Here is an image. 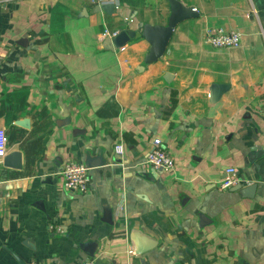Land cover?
<instances>
[{
    "label": "crops",
    "instance_id": "obj_1",
    "mask_svg": "<svg viewBox=\"0 0 264 264\" xmlns=\"http://www.w3.org/2000/svg\"><path fill=\"white\" fill-rule=\"evenodd\" d=\"M182 1L199 16L145 64L139 27L167 24L168 0H0V264H264V0ZM212 26L241 45L212 46ZM105 28L136 36L109 49ZM155 138L173 170L147 163ZM72 161L89 191L64 189ZM229 168L253 196L220 188Z\"/></svg>",
    "mask_w": 264,
    "mask_h": 264
},
{
    "label": "built area",
    "instance_id": "obj_2",
    "mask_svg": "<svg viewBox=\"0 0 264 264\" xmlns=\"http://www.w3.org/2000/svg\"><path fill=\"white\" fill-rule=\"evenodd\" d=\"M95 3L103 5L105 3H114V0H94ZM116 6V5H115ZM119 33L118 30H111L105 28L101 33V40H105L107 37L113 38ZM242 35L237 30H229L221 26H212L207 31V42L218 49L224 48H236L241 45ZM8 148V135L7 131L0 127V157H3L7 153ZM115 152L117 154H123L124 145L123 142L115 144ZM146 161L152 167L170 171L175 168V159L168 151V149L162 143L160 138H155L153 141V147L149 151ZM89 168L83 162H68L65 164L62 171V184L65 190L69 192H87L90 189V176ZM227 176L220 183L222 190L229 189L238 183L236 176V169L229 168ZM56 230L63 232L61 227H56ZM130 254H134L135 251L130 249ZM27 264H40L34 259H31ZM82 264H95L93 260L84 262Z\"/></svg>",
    "mask_w": 264,
    "mask_h": 264
},
{
    "label": "water",
    "instance_id": "obj_3",
    "mask_svg": "<svg viewBox=\"0 0 264 264\" xmlns=\"http://www.w3.org/2000/svg\"><path fill=\"white\" fill-rule=\"evenodd\" d=\"M171 7V13L167 24H150L142 23L139 27L141 35L149 42L150 48L145 55L144 63L150 64L158 59H160L166 51H168V44L172 37L175 27L182 21L199 16V12L193 7L186 5L182 0H168ZM98 9H104L106 12L112 14L115 11L114 3H105L103 5H98ZM136 36V30L134 29H122L119 33L113 37H107L104 40V46L109 49L120 48L124 46L127 42ZM145 66H141L144 68ZM230 88L228 83H212L210 87V99L212 102H217L220 100L222 95ZM21 154L19 152H10L5 157V165L13 167H21ZM87 166H89L86 163ZM97 165V164H95ZM256 185L252 184L247 187H242L239 183L232 187V190H240L243 194L244 191L248 193V196H253L255 192ZM133 238V236H132ZM139 239V238H138ZM152 243L144 239L138 240V245L136 246V252L142 253L147 249L151 248Z\"/></svg>",
    "mask_w": 264,
    "mask_h": 264
}]
</instances>
